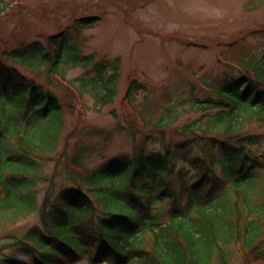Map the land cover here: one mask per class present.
Here are the masks:
<instances>
[{
    "label": "trees",
    "instance_id": "1",
    "mask_svg": "<svg viewBox=\"0 0 264 264\" xmlns=\"http://www.w3.org/2000/svg\"><path fill=\"white\" fill-rule=\"evenodd\" d=\"M97 20L81 16L73 27ZM69 39L67 28L0 48V222L35 212L39 222L20 236L10 231L0 251L22 245L38 264L81 254L87 264H228L233 246L242 264L264 260V51L238 62L219 85L201 84V97L190 84V110L200 111L198 118L176 125L172 114L119 125L131 138L158 133V139L142 136L158 148L143 143L89 168L82 160L86 148L67 153L79 129L65 132L64 111L82 112L85 96L97 110L113 104L121 60L84 53ZM75 69L81 74L68 79ZM146 90L129 79L123 99L131 103ZM35 157L55 161L52 176L42 175ZM60 163L63 186L40 199V182L52 183ZM156 207L166 209V218Z\"/></svg>",
    "mask_w": 264,
    "mask_h": 264
},
{
    "label": "rangeland",
    "instance_id": "2",
    "mask_svg": "<svg viewBox=\"0 0 264 264\" xmlns=\"http://www.w3.org/2000/svg\"><path fill=\"white\" fill-rule=\"evenodd\" d=\"M79 8L87 15H98L97 24L76 31L74 22L83 14L77 10ZM263 25L264 0H0V48H12L35 38L43 39L68 27L71 42H80L83 51L122 58V76L113 104L97 110L91 107L92 99L85 96L87 106L82 112L79 107L73 112L64 111L65 132L75 126L79 129L71 137L67 153L75 147L86 148L82 160L89 168L112 156L137 149L144 143L142 136L159 138L154 131L135 138L129 137L127 130L120 132L118 127L120 124L126 126L127 118L134 123L153 122L175 114L176 125L198 118L200 111L190 110L189 100L193 97L190 84L193 83L196 93L203 96L201 83L219 85L227 73H236L232 69L236 63L231 66L225 61L240 62L249 56H259L264 51V31L260 30ZM238 33L241 38L232 36ZM231 38L237 39L229 46ZM81 72V69L70 70L67 78ZM132 78L145 83L147 90L139 92L131 103H127L123 98L128 80ZM78 104L81 103L78 101ZM254 124L255 119L250 129H254ZM90 127L102 128L105 136H90L86 130ZM261 128L257 125V129ZM148 129L143 126L144 131ZM165 134L167 139L177 137L173 133ZM62 138L60 148L64 145ZM157 142L150 139L144 146L156 149L159 147ZM36 159L40 162L38 167L42 175L52 176L55 161ZM63 172L60 163L52 183L40 182V199L47 190L55 193L63 186ZM155 212L166 218L163 216V213L167 215L164 207H156ZM38 223L36 212L21 216L14 223L0 222V244L10 231L20 236ZM239 253L232 246L228 264H242ZM9 255L24 260V264H37L35 255L21 246L0 252V264H4V258ZM61 264H87L86 256ZM248 264H264V260Z\"/></svg>",
    "mask_w": 264,
    "mask_h": 264
}]
</instances>
